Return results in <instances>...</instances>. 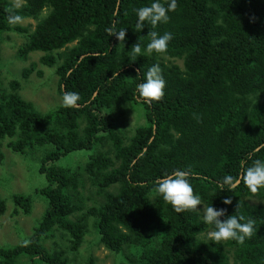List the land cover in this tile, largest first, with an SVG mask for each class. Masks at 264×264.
I'll list each match as a JSON object with an SVG mask.
<instances>
[{"label": "trees", "instance_id": "trees-1", "mask_svg": "<svg viewBox=\"0 0 264 264\" xmlns=\"http://www.w3.org/2000/svg\"><path fill=\"white\" fill-rule=\"evenodd\" d=\"M22 1L0 0V63L3 43L21 34L17 57L42 52L40 64L60 77L61 98L77 92L81 99L78 107L43 112L21 95L20 81L9 89L0 83V165L5 142L13 154L40 150L46 180L35 192L46 205L42 219L24 242L0 246V264H97L92 252L78 256L90 234L127 264H264V191L218 186L245 162L264 159V0H178L167 23L142 32L135 9L150 0ZM11 15L36 25L10 24ZM113 25L127 29L124 44L107 31ZM150 31L173 34L167 51L130 59ZM153 64L166 88L149 103L135 88L138 73ZM37 66L25 67L23 80L42 76ZM137 106L144 122L128 135L117 121ZM84 152L80 164H62ZM175 169L189 172L206 206L233 215L241 203L256 222L252 237L216 243L199 213H176L163 202L157 181ZM229 197L233 203L224 205ZM12 201L14 214H32L33 194H13ZM6 211L0 197V215Z\"/></svg>", "mask_w": 264, "mask_h": 264}, {"label": "clouds", "instance_id": "clouds-1", "mask_svg": "<svg viewBox=\"0 0 264 264\" xmlns=\"http://www.w3.org/2000/svg\"><path fill=\"white\" fill-rule=\"evenodd\" d=\"M178 8V0H150L148 5L135 9L136 31L142 32L146 26L156 28L161 23H167L170 19L169 13H173ZM21 21L19 15L9 17L10 24ZM111 37H115L120 44L125 42L127 29L117 30L115 25L107 30ZM149 42L146 47L139 41L134 44L129 53L130 59L144 54H162L168 49L170 41L173 39L171 32L160 34L157 31H150L147 35ZM118 73L113 74V78ZM140 83L136 84V94L138 100L145 102L159 101L165 95L166 81L162 75L159 64H153L142 75L137 76ZM81 97L77 92H65L62 97V104L66 108L78 107ZM243 184L250 193L257 194L264 191V159H255L249 165L245 162L241 171L237 175H225L218 186L222 191L233 192ZM156 194L163 202L172 206L176 213L195 211L202 217L203 224L207 226V238L216 243L235 241L244 244L250 239L255 231L256 222L246 218L240 211L241 203H238L235 214L228 215L226 208H216L212 205L206 206L198 192L194 191L188 171L175 169L170 174H165L157 181ZM232 199L225 198L224 205H231ZM203 206L198 209V206Z\"/></svg>", "mask_w": 264, "mask_h": 264}, {"label": "rangeland", "instance_id": "rangeland-1", "mask_svg": "<svg viewBox=\"0 0 264 264\" xmlns=\"http://www.w3.org/2000/svg\"><path fill=\"white\" fill-rule=\"evenodd\" d=\"M16 5L21 6L24 2L22 0H12ZM22 26L36 25L32 19L22 20ZM25 37L16 32L11 34L10 40H7L2 45L3 60L0 63V83L3 88L9 89L10 83L13 80L22 83L21 95L32 102L37 107L45 112L51 108L62 105V98L60 95L59 78L56 75L55 68L40 64L42 52H34L29 55L26 61L17 57L18 47L24 43ZM31 63H37V70L42 71L43 75L38 76L33 73L26 81L23 80V69ZM176 64L182 65L180 60L175 61ZM139 108L131 107V111L127 116L118 119L117 125L124 130L128 135H132L134 130L144 122ZM143 111V110H142ZM3 145L5 154V163L0 165V197L7 201V211L0 215V246H13L24 242L32 235L33 228L42 219L46 205L43 197L35 194L37 189L43 187L46 183L45 177L39 172L40 159L42 153L40 150H34L29 155L22 156L20 154H13ZM88 152L72 154L62 164H80L79 161H85ZM13 194H33L34 204L32 214L26 216L24 213L14 214L15 205L12 201ZM50 242V241H49ZM47 243L50 246V243ZM53 243V241H52ZM66 245L68 243L64 241ZM81 253L78 256L87 257L89 253H93L97 258V264H116L118 260L122 264H127L123 255L113 253L106 249L103 245H98L95 242V235L87 236L85 243L81 248ZM81 260V259H79ZM26 264L27 259H23Z\"/></svg>", "mask_w": 264, "mask_h": 264}, {"label": "water", "instance_id": "water-1", "mask_svg": "<svg viewBox=\"0 0 264 264\" xmlns=\"http://www.w3.org/2000/svg\"><path fill=\"white\" fill-rule=\"evenodd\" d=\"M83 57H84V56H83ZM83 57H82V58H83Z\"/></svg>", "mask_w": 264, "mask_h": 264}]
</instances>
